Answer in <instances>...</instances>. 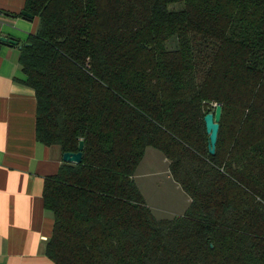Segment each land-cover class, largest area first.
Listing matches in <instances>:
<instances>
[{
  "label": "trees",
  "instance_id": "1",
  "mask_svg": "<svg viewBox=\"0 0 264 264\" xmlns=\"http://www.w3.org/2000/svg\"><path fill=\"white\" fill-rule=\"evenodd\" d=\"M36 140L78 152L44 179L55 264H264V0H25ZM13 16H18L14 15ZM221 106L215 153L203 117ZM147 148L190 199L158 219Z\"/></svg>",
  "mask_w": 264,
  "mask_h": 264
},
{
  "label": "crops",
  "instance_id": "2",
  "mask_svg": "<svg viewBox=\"0 0 264 264\" xmlns=\"http://www.w3.org/2000/svg\"><path fill=\"white\" fill-rule=\"evenodd\" d=\"M24 5L25 0H0V38L17 42L0 41V264H55L45 255L53 216L44 209L42 194L44 179L64 163L63 153L36 140L35 93L20 82L21 45L38 26L36 18L21 16ZM133 179L158 219L181 216L190 205L169 161L154 148L146 149Z\"/></svg>",
  "mask_w": 264,
  "mask_h": 264
},
{
  "label": "water",
  "instance_id": "3",
  "mask_svg": "<svg viewBox=\"0 0 264 264\" xmlns=\"http://www.w3.org/2000/svg\"><path fill=\"white\" fill-rule=\"evenodd\" d=\"M21 16L28 19H33V16L26 11L21 12ZM0 41L8 45H16L17 42L12 37H1ZM221 117V106L215 105L214 111H210L203 117L205 132L208 136V153L213 155L215 153V147L217 142V135L219 130V121ZM83 142L80 141L78 145V152L76 153H63L62 160L65 163L79 164L82 160Z\"/></svg>",
  "mask_w": 264,
  "mask_h": 264
},
{
  "label": "rangeland",
  "instance_id": "4",
  "mask_svg": "<svg viewBox=\"0 0 264 264\" xmlns=\"http://www.w3.org/2000/svg\"><path fill=\"white\" fill-rule=\"evenodd\" d=\"M171 195H172V194H171ZM162 207H164V208H167V209H170V208H168V207H167V206H165V205H164V206H162ZM164 217H166V216H164Z\"/></svg>",
  "mask_w": 264,
  "mask_h": 264
}]
</instances>
